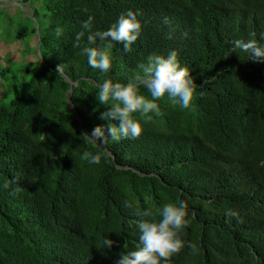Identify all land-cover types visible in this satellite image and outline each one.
<instances>
[{
    "label": "trees",
    "instance_id": "trees-1",
    "mask_svg": "<svg viewBox=\"0 0 264 264\" xmlns=\"http://www.w3.org/2000/svg\"><path fill=\"white\" fill-rule=\"evenodd\" d=\"M42 1L43 60L27 63L33 75L18 96L0 100V264H116L140 244L143 210L181 200L191 221L181 236L197 249L171 264H264V62L231 52L233 39L264 35V0ZM129 9L143 22L132 51L113 42L112 69L92 68L86 38L74 46L81 25L91 16L93 30H106ZM170 49L202 86L192 106L165 96L151 120L135 114L138 138L84 137L115 122L96 98L104 80L127 83ZM105 236L111 249L98 247Z\"/></svg>",
    "mask_w": 264,
    "mask_h": 264
},
{
    "label": "clouds",
    "instance_id": "clouds-1",
    "mask_svg": "<svg viewBox=\"0 0 264 264\" xmlns=\"http://www.w3.org/2000/svg\"><path fill=\"white\" fill-rule=\"evenodd\" d=\"M94 19L90 16L83 22L81 30L75 35L74 46L79 48L86 38L87 45L82 51L87 56L88 64L102 73H108L114 63L113 42L122 43L125 51H132L134 42L143 31V22L138 12L131 9L122 13L106 30H93ZM55 34L60 37L63 35V29L58 27ZM168 38H172L171 34ZM38 47L41 53L39 43ZM231 52L247 53L250 59L264 62V35L259 40L254 34L248 39H233ZM140 68L141 73L127 83L106 79L99 86L96 98L101 105L107 106V110L102 113V119L115 122L106 126L99 125L84 137L105 146L122 139L138 138L144 128L136 113L146 120H151L153 114L159 115L158 101L165 96L173 103L179 104L182 109H188L194 102L198 88L202 87L191 76L189 67L181 64L175 49H170L167 54L149 55L146 63ZM142 89H147L150 98L143 94ZM102 155L85 152L83 159L88 160L90 164H99ZM140 215V244L134 250L122 252L116 264H171L172 257L186 246L196 251L197 245L186 242L181 236L182 231L191 222L186 200L165 203L155 211L145 209ZM226 215L229 218H239L240 214L238 210L227 209ZM114 244L115 241L110 236H105L100 240L98 247L111 249ZM124 247L127 249L126 244Z\"/></svg>",
    "mask_w": 264,
    "mask_h": 264
},
{
    "label": "rangeland",
    "instance_id": "rangeland-1",
    "mask_svg": "<svg viewBox=\"0 0 264 264\" xmlns=\"http://www.w3.org/2000/svg\"><path fill=\"white\" fill-rule=\"evenodd\" d=\"M49 21L42 0H0V96L7 90L2 102L18 96L19 83L32 77L27 63L43 60L37 34Z\"/></svg>",
    "mask_w": 264,
    "mask_h": 264
},
{
    "label": "water",
    "instance_id": "water-1",
    "mask_svg": "<svg viewBox=\"0 0 264 264\" xmlns=\"http://www.w3.org/2000/svg\"><path fill=\"white\" fill-rule=\"evenodd\" d=\"M71 91H72V89H71ZM69 101H70V103H71V105H72V107H73V109H74V113H75L76 117L80 120L81 127H82V129H83V132L85 133V128H84V125H83V119H82V118L80 117V115L77 113L76 107H75L74 104L71 102V99H70V98H69Z\"/></svg>",
    "mask_w": 264,
    "mask_h": 264
}]
</instances>
